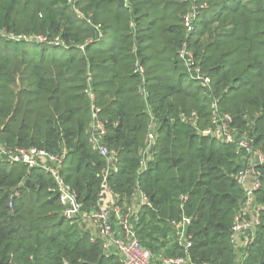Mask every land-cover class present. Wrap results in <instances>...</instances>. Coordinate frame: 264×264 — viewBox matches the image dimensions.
Wrapping results in <instances>:
<instances>
[{"label": "trees", "instance_id": "16d2710c", "mask_svg": "<svg viewBox=\"0 0 264 264\" xmlns=\"http://www.w3.org/2000/svg\"><path fill=\"white\" fill-rule=\"evenodd\" d=\"M77 5L89 21L68 0H0V139L63 156L65 181L92 207L105 160L89 141L90 87L106 122V145L118 153L120 170L110 186L122 204L138 193L149 197L136 222L142 243L162 256H185L176 225L186 217L194 264H235L232 226L244 198L236 179L242 165L235 144L202 133L212 126L210 97L189 75L180 50L185 45L192 52V65L211 77L220 108L264 150V0ZM194 111L196 126L179 116ZM153 116V156L143 169L140 152ZM262 170L257 199L264 204ZM0 260L121 264L116 254L106 257L101 239L92 242L67 222L48 173L1 159ZM247 264H264V210Z\"/></svg>", "mask_w": 264, "mask_h": 264}, {"label": "built area", "instance_id": "2783aa9c", "mask_svg": "<svg viewBox=\"0 0 264 264\" xmlns=\"http://www.w3.org/2000/svg\"><path fill=\"white\" fill-rule=\"evenodd\" d=\"M78 1L68 0V4L73 7L78 17L89 21L90 15H86L80 9L77 5ZM195 8L186 16L188 27H191L196 16ZM30 38L41 42L48 41L46 35H34ZM59 41L60 39L56 38L54 42ZM180 56L185 62L189 75L199 81L210 97L212 126L203 130L202 133L220 142L235 144L237 148L238 159L242 167L238 171L236 179L243 189L244 198L238 207L232 226V245L236 253L235 264H247L250 248L256 242L258 227L262 224L264 204L258 201L257 191L262 186L264 150L256 147L255 139L248 132L240 133L235 125L233 115L220 108L217 97L211 92V77L204 74L199 67H193V54L185 45L180 50ZM136 71L142 75L145 72L144 67L139 63H137ZM86 92L90 98L92 110L89 141L93 149L105 160L100 174L101 187L95 205L86 208L84 203L79 200L76 190L65 181L61 172L63 156L53 155L38 147L12 146L0 139V159L8 163L23 162L30 167H38L48 173L56 184L64 218L70 225L87 232L92 242L101 239L106 257L116 254L121 264H156L152 250L142 243L137 234L136 222L139 216L134 211L133 204L120 203L119 195L113 191L109 184L110 176L120 170L118 153L106 145V122L99 115L91 88L89 87ZM179 116L183 121L194 126L198 123L199 115L196 111L189 114L181 112ZM156 126V119L153 116L146 145L140 152L141 168L143 169L147 167L148 161L153 156L152 148L156 139ZM139 195L142 204H149L147 195L142 193ZM189 223L190 219L185 217L176 225L178 241L184 245L186 255L165 256L162 258L161 264H194L188 255V248L192 243L185 234ZM197 264L210 263L198 262Z\"/></svg>", "mask_w": 264, "mask_h": 264}, {"label": "crops", "instance_id": "0c3cea01", "mask_svg": "<svg viewBox=\"0 0 264 264\" xmlns=\"http://www.w3.org/2000/svg\"><path fill=\"white\" fill-rule=\"evenodd\" d=\"M132 202H133L132 204H133V207H134V211L136 213H139V211L141 209V206H142L141 197H140L139 193L135 195V197H134ZM176 233H177V231H176Z\"/></svg>", "mask_w": 264, "mask_h": 264}, {"label": "rangeland", "instance_id": "374dc122", "mask_svg": "<svg viewBox=\"0 0 264 264\" xmlns=\"http://www.w3.org/2000/svg\"><path fill=\"white\" fill-rule=\"evenodd\" d=\"M137 208V207H136ZM153 252V251H152ZM153 254H154V257H155V263L156 264H161L162 262H161V260H162V258L163 257H165V256H162V255H164V254H162V253H155V252H153Z\"/></svg>", "mask_w": 264, "mask_h": 264}, {"label": "water", "instance_id": "95a60500", "mask_svg": "<svg viewBox=\"0 0 264 264\" xmlns=\"http://www.w3.org/2000/svg\"><path fill=\"white\" fill-rule=\"evenodd\" d=\"M119 3L122 4V5H125L126 4V0H119ZM0 264H9V263L0 260Z\"/></svg>", "mask_w": 264, "mask_h": 264}]
</instances>
